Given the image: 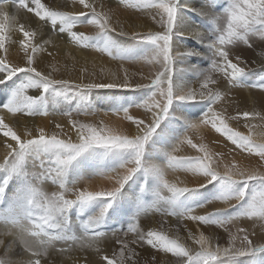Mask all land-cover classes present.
<instances>
[{"label": "snow or ice", "instance_id": "snow-or-ice-1", "mask_svg": "<svg viewBox=\"0 0 264 264\" xmlns=\"http://www.w3.org/2000/svg\"><path fill=\"white\" fill-rule=\"evenodd\" d=\"M79 4L89 11L73 13L53 10L42 0H0V51L9 52L5 46V29L7 27L11 30L15 27L16 16L10 15L9 12V8H13L16 11L23 10L25 13L33 14L44 27L50 25L49 31H54L57 35L66 34L67 40L73 44L83 48H95L99 52L106 53L113 60L122 62L144 60L159 67L147 84L133 85L127 73L122 80L113 74L110 83L75 84L67 79H53L50 73L46 74L35 66L36 53L42 50V45L33 43L37 32L26 30L23 24L19 26L23 36L19 41V50L24 53L23 66L10 63L7 56H0V84L6 83L18 74H26L24 81L10 94L8 100L0 104V109L6 110L7 113H23L26 116L48 115L46 105L49 96H66L68 92H73L79 97L76 111L85 114H95L96 111L85 99L92 89L147 90V95L139 102L104 110L105 114H122L121 121H128L134 126V132L127 130L126 127L109 126L103 121L99 124L75 121L71 119L70 112H64L63 115L69 117V123L75 132V141L71 137L60 138L61 133L58 132L49 135L42 127L38 129L37 136L22 139L9 124L4 122L3 118H0V133L15 142L7 144L5 163L0 164L2 170L0 202L6 199L5 193L9 182L13 179L18 181L12 199L17 218L12 221L10 231L7 230V224L2 226L4 230H0V237L4 235L12 237L8 245L0 239V247L5 249V259L0 260V264H42V258L46 256L49 248L60 241L72 250H75L77 243L81 248L98 245L106 233L96 229L102 227L109 209L124 185L141 172L156 181L155 194L158 201H164L168 205L167 208L161 209L158 203H154L153 206L162 215H174L178 221L187 218L196 222L198 226L216 225L223 228L227 232L226 243L220 244L215 235L210 237L201 232L198 236H194L190 233L189 239L198 246L194 249L180 242L179 237H169L163 230L164 222H161L159 230L152 229L147 232L138 231L133 225L130 230L136 233L137 238L132 240L131 244L118 240L117 243L121 245L119 253L103 256L104 264H128V262L138 264L137 252L131 245H139L140 248L147 245L157 252L171 254L176 258L175 261L165 259L163 264H231L241 257L264 253V172L241 168L235 163L226 166L225 170L220 172L217 170L219 167L217 157L220 154L210 151L204 143H193L187 136L189 130L210 126L215 133L225 137L241 152L258 157L264 162V143H256L253 140L252 129L257 126L246 124L250 131L245 135L226 122L227 120L238 122L240 118L255 119L256 117L264 120V116L259 112L248 111L238 112L235 116H226L215 108L216 102L222 99V93L214 92L209 87L217 83L213 73H221L232 87H248L264 91V76H260L257 82L251 84L242 82V77L246 76L247 71L238 63L232 62L227 50V46L239 43L250 47V38L256 35L264 41V0H228L223 15L213 18L212 23L216 24L215 37L207 44L212 53L211 68L207 72L197 74L202 77L199 90H185L182 83L174 81V75L178 71L176 65L183 64L188 57L198 54L191 49L183 53L174 51L177 38L183 37V32L178 31L181 22L180 12L182 8L187 7L182 5L180 0H131V7L150 17L163 29L131 33L130 39L135 45L144 46L140 50L134 45L121 46L112 39L110 33L116 32V29L112 27L107 12L97 11L88 0H79ZM64 6H67L66 2ZM190 10L194 11V9ZM81 17L86 18L87 24L96 26L98 31L94 36L74 31ZM116 35L129 34L121 28ZM98 36L104 37L102 45L92 43ZM196 36L201 40L204 37L199 32ZM138 51L143 54L137 55ZM237 59L239 60V57ZM145 78L149 79V77ZM29 89H38L39 94L28 95ZM194 102H203L206 109L195 121L185 122L183 135L177 141L188 144L202 155L177 156L170 151L163 153V162L168 169L191 173L198 180L202 179L203 182L199 183L198 187L189 188L170 183L165 178L164 170L160 165L146 160V153L149 141L170 115V109L176 104L188 105ZM133 108L143 109V115L136 117L130 114ZM56 127L62 129L59 124ZM25 135L31 136V132H26ZM95 152L126 154V158L118 167L109 170V173H115L114 176L109 174V179L115 181L114 186L100 191L69 188L67 173L70 167L84 154ZM33 157L34 162L39 161L41 171L30 175L25 170V165L29 158ZM49 180L54 184L58 183L60 189L50 196L37 186L39 182ZM217 180L223 185L232 187L233 190L217 195L214 199L225 202L235 200L236 203L230 205V208L236 211L230 213L229 209L225 208L217 209L207 215H194L195 208L202 207L208 201L195 207H185L180 203L181 197L186 193L196 192L199 188ZM75 182L76 180H73L71 183ZM250 185H253L251 190H249ZM143 190L142 185L141 191ZM162 190H167L169 195L161 196ZM68 192H71L75 198H66L65 194ZM99 201L105 203L96 213L83 221L85 229L92 230L90 235L77 237L70 234L72 226L69 213L73 209L83 211L93 202ZM144 210L141 201L136 215L139 216ZM245 218L253 223L260 221V230L251 226L248 229L240 227L234 233L229 225ZM257 237L259 240L256 239ZM96 251L99 253V247ZM21 253L31 255L26 260L13 259ZM117 255L119 260L115 258Z\"/></svg>", "mask_w": 264, "mask_h": 264}, {"label": "bare ground", "instance_id": "bare-ground-1", "mask_svg": "<svg viewBox=\"0 0 264 264\" xmlns=\"http://www.w3.org/2000/svg\"><path fill=\"white\" fill-rule=\"evenodd\" d=\"M42 2L46 3L49 7H52L53 10L58 11H69L73 13L79 11H89L84 9L83 6L79 4V0H42ZM65 2L67 4L66 7L64 6ZM88 2L93 4L97 11H103L109 14L111 25L116 29V32H119L120 29L123 28V30L129 34L128 36H117L116 32L110 33L112 39L121 46L134 45L135 48L139 50V46H142V48L144 46L135 45V43L130 39L131 33H145L149 30H163L162 27L155 24L150 17L131 7V0H88ZM181 3L182 5L187 6L181 9V22L178 25V31L183 32V37L177 38V44L174 45V51L176 53H183L191 49L195 50L198 54L190 56L191 59H186L183 61V64L176 65L178 71L174 75V81L182 83L185 90H199L202 77H199L197 74L207 72L211 68L212 53L207 47V44L215 37L216 24L212 23V20L217 15L221 16L220 12L223 10V4L220 2V0H182ZM192 5L197 6L194 11L189 10L191 9L190 6ZM9 12L10 15L16 16L15 27L11 30L6 27L5 46L9 49V52L5 53L0 51V56H7L10 63H17L20 64V66H23L22 58L24 57V53L19 50V41L23 39V36L19 31V26L23 24L26 30L37 32L33 43L42 45V50L36 53L35 66L39 70L45 71L46 74L50 73L53 79H67L75 84L110 83L113 80V74L122 80L125 73H127L130 77V83L133 85L137 83L147 84L151 75L154 74L159 67L158 65L148 64L144 60H138L135 62H122L120 60H113L106 53L99 52L95 48H83L79 45L73 44L67 40L66 34L57 35L56 32L49 31L50 25L48 27H44L43 23L31 13H25L23 10L16 11L13 8H9ZM85 19V17H81V20L74 28V31L84 32L86 35L94 36L98 29L96 26L87 24ZM197 32L204 35L202 40L197 38ZM92 43L102 45L104 43V37L98 36L94 39V41H92ZM227 50L229 51V56L232 62L238 63L240 67H244L247 71L246 76L242 77V80L247 81L246 83L251 84L252 82H257L260 76H264V41H261L260 44L255 46V49L250 56L242 55L239 57V60L237 59L238 57L236 54L233 52L232 45L227 46ZM142 54L143 53L140 51L137 52V55ZM213 76L217 79V83L209 85V87L214 92L219 91L222 94H225L226 91H229L230 95L235 96L237 100H245L248 104L247 108L258 107V102L254 103L255 106L252 105V99H257L251 93V90H255V88L239 86L232 87L228 84V81L224 78L223 74L213 73ZM16 77L14 79L8 80L4 84H0L1 90H7V92L4 91L3 93L0 91V104H3L8 100L10 94L24 81L26 74L23 73V75H20L17 78ZM145 77H149V79H146ZM120 90H122V92ZM256 90L261 91L259 89ZM91 92L93 97L86 95L85 99H87L89 104L96 110L95 114H97V117L92 119L91 114H89V117L87 115L83 119L72 118L71 116L72 120L94 124H99L101 121H103L112 127H126L127 130L131 132L135 131V127L130 125L128 121H121L122 114L111 115L105 114L104 111L107 108H116L122 106V95H125V93L128 92L127 90L100 88L92 89ZM27 94L36 96L39 94V90L29 89ZM119 95H121L120 98ZM131 95L133 97L131 100L137 99V94H135V92L131 93ZM78 100L79 97L74 98L75 102ZM246 102H243V104ZM124 103L127 104L125 100ZM64 105L65 104H62L61 102L58 103L56 97L53 99L51 96H49V101L46 105L47 111L49 113L48 115L26 116L23 113L12 114L7 113L6 110L0 109V118H3L4 122L9 124V126L12 127L14 131L17 132V135H19L22 139L33 138L37 136L38 129L42 127L49 135H51L53 132H58L61 133L60 138L68 139L71 137L73 141H75L76 136L72 125L69 123V117L63 115V113L66 111L64 109ZM50 106H53L55 111L57 110L61 116L56 115L57 113H52L51 109L49 110ZM204 106L205 104L203 102H194L192 104H188L187 106L181 107V109L177 108V104L174 105L171 109L173 112L170 113L165 123L161 127L164 129H157V133L154 134L147 145L146 160L160 165L164 170L165 178L170 183L176 184L180 187L186 186L189 188H195L198 186L187 184V181L189 182L187 177L192 176L189 175V173L186 175V173L181 174L180 171H176V173L174 172V176L172 174L173 170H169L163 162V153L171 151V148L177 145L175 141L176 139L173 140V137L177 138L176 134L179 133L180 128L185 125L186 121H195L198 119L204 110ZM231 110L233 109L231 108ZM174 113H176V116L181 119V125L175 124V122L172 123V121L169 120V118L173 119V116L175 115ZM245 121L247 122V120ZM257 123H259V121ZM57 124L61 125L62 129H58L56 127ZM207 128L202 126L201 129L194 130L192 142L196 144L203 143V141H200L199 139L200 136L203 135L202 133L204 131H206L208 135ZM240 129L247 134L250 131V129H247V127L245 130L242 128ZM29 131L31 132V136L26 137L25 134ZM252 131L253 140L257 143H264V129L254 128ZM212 137L213 136H211V138ZM208 142L206 139L204 144L207 145L210 151H218L216 150L218 148H214V143H211L213 144L212 147L211 144L208 145ZM8 143L14 144L15 142L11 141L10 138L3 137L2 133H0V164L5 163V157L8 152ZM188 150L189 152H193L195 155H202V153L196 152V150L192 149L191 147H189ZM176 151L181 156L185 154L184 150H179L177 148ZM224 155L226 156L228 154ZM225 156H222V154L219 156V167L217 170L220 172H223L226 166L229 165V159H227L228 157L226 158ZM231 156L232 158L236 159V162H238L237 166L245 168L243 167V165L246 164L245 161L242 162L238 155L236 156L232 154ZM125 158L126 154H104L101 152L86 153L73 163L72 181L76 180V182H79V184L83 186L82 190L85 188H87L89 191L108 190L115 184L114 179H109V174L114 176L115 173H109V170L118 167V165ZM31 161H33V158L29 159L27 161L28 164L25 165V170L29 174V169L35 166L33 163H31ZM246 169L256 168L253 166L249 167L247 165ZM261 170L262 169H259L258 171L263 172ZM168 173H170V175H168ZM0 175H2V170H0ZM138 175L133 176L132 179H130L124 185L121 193L118 195L116 200L113 202L112 207L109 209L102 227L96 229L106 233V236L101 238L98 245H95L92 248H81L79 243H77L75 245V250L71 249L69 253H64L62 256L57 257V252L55 251L57 247L62 246L63 248H70L65 243L62 245L63 241L55 242L54 246L49 248L46 256L42 258V264H51L49 260L52 258L58 259V261L54 264H104V261L102 260L103 256H112L113 253H119L121 245L117 243L118 240L131 244V241L137 238L136 233L130 230L133 225L137 227L138 231L147 232L148 230L152 229L159 230L161 227V222H164L163 230L169 235V237H179L180 242L194 249L198 246L195 245L191 239H189L190 233L194 236H198L201 232L210 237L215 235L220 244L224 245L226 243L223 229H219L218 231L216 227H211V230H209L205 225L198 226L196 222H193L187 218H184L186 220L183 219L178 221L177 217L174 215H162L161 212L153 206L154 203H158L161 209L167 208L168 205L164 204V201H158V198L152 195L154 188L153 182H155V180L152 177H149L151 181H149V187L145 188L142 192L137 187V183L140 181L139 176H141ZM146 177L147 176H144V178ZM72 181H69L68 186L71 185L72 188H74L73 186L76 185V183L72 184ZM190 182L193 183V181ZM194 183L199 184L201 182L195 178ZM17 186L18 181L15 179L9 182L5 193V196H8V200L6 198L7 202L5 203L4 207L2 206L4 209L0 208V230H4L2 226L7 224V230L10 231L12 221L17 218L12 203L13 194L16 191ZM37 186L41 191L49 196L53 192L60 191L59 185H53L50 181L39 182ZM213 188L214 186L203 187L196 192L186 193L183 197H181L182 199L180 200V203L183 206H185L184 203L196 206V203L200 200L198 198L199 192H201L204 198V196L207 197L206 195H208L210 189ZM8 193L12 195H7ZM147 198H149V201L146 200ZM141 201L143 205H151L150 208H145V210L140 212L139 216H137L136 213ZM3 202H5V200ZM103 203L105 202H93L90 206H88V208L85 209L88 210L86 215L87 218L88 216L96 213L99 208L102 207ZM220 206L221 205H219V207ZM197 212L193 214L197 215ZM80 215L81 212L78 211L72 214V216ZM150 217L152 218V223H150V221L147 222ZM108 221L111 222L112 226V229L110 230L108 229ZM260 223V221L253 223L252 221H249L245 218L243 220L234 222L231 228L234 233L237 228L243 227L248 229L250 226L256 228L259 231ZM88 230L90 231H86L84 234L81 233L84 230H81L79 234L73 230L72 235L77 237L90 235L92 230ZM0 239H3L4 244L8 245L12 237L10 235H4L3 237H0ZM256 239L259 240L258 237ZM97 247L100 249L99 253L96 251ZM131 247L137 252L138 264H163L165 259L171 261H175L176 259L175 257H172L171 254L157 252L147 245H145L143 248H140L139 245H131ZM4 251V247H0V260H2L1 257H5ZM30 255V253H21L18 256H14L13 259L23 258L26 260ZM115 258L119 260L118 255ZM128 264H131V262H128ZM231 264H264V253H258L254 256L241 257L238 260L232 261Z\"/></svg>", "mask_w": 264, "mask_h": 264}, {"label": "rangeland", "instance_id": "rangeland-1", "mask_svg": "<svg viewBox=\"0 0 264 264\" xmlns=\"http://www.w3.org/2000/svg\"><path fill=\"white\" fill-rule=\"evenodd\" d=\"M207 1V0H206ZM182 2V0H180V3ZM220 2H222V4H223V10H224V8L227 6V4H228V1H226V0H220ZM182 4V3H181ZM192 6H194V7H192ZM192 6H190V8L191 9H194L195 10V8H197V6H195V5H192ZM190 10V9H189ZM223 10H221V16L223 15ZM191 11V10H190ZM249 43H250V47L248 46V45H244L243 43H239L238 45H232V47H233V52L236 54V56L237 57H241L242 55H246V56H250L251 54H252V52H253V50L255 49V46H257L258 44H260L261 43V39H260V37H259V35L258 36H256V37H251L250 38V41H249ZM234 46H235V48H234ZM253 46V47H252ZM251 48V49H250ZM138 49L140 50V49H142V46H139L138 47ZM141 52V51H140ZM237 52V53H236ZM244 53V54H243ZM246 53V54H245ZM241 54V55H240ZM239 55V56H238ZM189 59H191L190 57H188ZM187 58V59H188ZM20 75H23V73H21V74H18L17 75V77H19ZM16 76H14L12 79H14ZM16 77V78H17ZM150 82V80L148 81V83ZM242 82H244V83H246L247 81H245V80H242ZM253 83V82H252ZM230 89V88H229ZM228 90V89H227ZM0 91L3 93L4 91L5 92H7V90L6 89H0ZM121 92H122V90H120ZM128 92L127 93H125V95H122V100H123V104H122V106H124L126 103H124V100H125V102H127V103H131V102H139L140 100H142L143 98H144V96H146L147 95V90H137V91H131V90H127ZM126 92V91H125ZM135 92V94H137V99H135V100H131L133 97H132V95H131V93H134ZM251 93L254 95V97L255 98H257V99H252V105L253 106H255V102H258L259 103V105H258V107H253V108H247L248 107V104H247V102L245 101V100H237L236 98H235V96H231L230 95V92L228 91H226V93L225 94H222V99L220 100V101H217L216 102V104H215V108H216V110L217 111H221V112H223V113H225V115L226 116H235L238 112H244V111H248V112H259L260 114H261V116H264V91H257L256 89L255 90H251ZM88 96H90V97H93L92 96V92L91 91H89L88 92V94H87ZM51 96V95H50ZM124 96V97H123ZM226 96V97H225ZM52 97V96H51ZM78 96L75 94V93H73V92H68L67 94H66V96L65 95H61V96H57L56 97V100H57V102L59 103V102H61L62 104H65L64 105V109L66 110H64L65 112H70L71 113V116H72V118H79V119H83V118H85V116H87L88 115V117H89V114H85V113H78L77 111H76V108H77V105H78V103H79V100L77 101V102H75L74 101V98H77ZM89 97V98H90ZM121 97V95H119V98ZM53 99H55V97H52ZM61 100V101H60ZM87 100V99H86ZM66 101V102H65ZM242 101V102H241ZM225 102V103H224ZM243 102H246L245 104H243ZM233 105V106H232ZM177 108H180L181 109V107H183V106H187V105H184V104H177ZM231 108L233 109V110H231ZM51 109V112L52 113H54V114H56V115H58V116H61V114L56 110L55 111V108L53 107V106H50V108H49V110ZM172 109V108H171ZM170 109V113H172L173 112V110H171ZM206 109V105L204 106V110ZM235 109V110H234ZM203 110V111H204ZM226 110V111H225ZM63 111V112H64ZM233 111V112H232ZM140 113V114H139ZM60 114V115H59ZM130 114H132V115H134V116H136V117H140V116H142L143 115V109H136V108H133V109H131L130 110ZM175 115L173 116V119L172 118H169V120L170 121H172V123H174L175 122V124H182V121H181V119L179 118V117H177L176 116V113H174ZM92 115V119H95L96 117H97V114H91ZM167 119V118H166ZM245 120H247V122L245 121ZM251 120H252V122H251ZM256 120V121H255ZM166 121V120H165ZM165 121L164 122H162V124H161V127H162V125L165 123ZM242 121H243V123H242ZM259 121V123H261V124H259V123H257ZM228 124H229V126H231V127H233L234 129H236V130H239V131H241V132H243L245 135H247V133L246 132H244V131H242L240 128H242V129H246V124H250V125H255V126H257V127H255V128H257V129H264V127H259L260 125H264V120H261L260 119V117H256L255 119H245V118H240L239 119V121L237 122L236 120H227L226 121ZM257 123V124H256ZM237 124V125H236ZM245 124V125H244ZM185 125H183L181 128H180V131H179V133H177L176 134V136H177V138H175V137H173V140H175L176 141V144L177 145H175V150H174V147H172L171 148V151L170 152H173V154L174 155H177V156H181V155H179V153L176 151L177 150V148L179 149V150H184V155H182V156H197V155H199V154H193V152H189V147L190 146H188V144H186V143H184V142H178L177 140L180 138V137H182V135H183V132H184V127ZM243 126V127H242ZM160 127V129L161 130H163L164 128H161ZM238 127V128H237ZM159 129V128H158ZM247 129H249V127H247ZM207 130H208V135H207V132L206 131H204L202 134L203 135H201L200 136V141H203V143L204 142H206V139H207V142L209 143H207L208 145H210L211 143H214L215 144V146H214V148L216 147V148H218V149H216V150H218V151H215L214 153H218V154H222V156H225L224 154H228V155H226L225 157L227 158V159H229L228 160V166H230L231 164H233V163H235L236 165H238V162H236V159H234V158H232V154L233 155H238V157L242 160V162L243 161H245V165H243V167H247V165L249 166V167H251V166H253V167H255L256 169H262L261 171H263L264 172V163L263 162H261L260 160H259V158L258 157H255V156H250L249 154H247L246 152H241L239 149H237L234 145H232L230 142H228L227 140H226V138L225 137H223V136H221V135H219V134H217V133H215L214 132V130H212L211 128H210V126L207 128ZM209 134H211V135H209ZM187 136H188V138L189 139H191L192 140V138H193V136H194V130H189L188 131V133H187ZM211 136H213L212 138H211ZM210 137V138H209ZM211 139V140H209V139ZM211 141V142H210ZM214 141V142H213ZM257 143V142H256ZM213 144H211V146H212ZM218 147H217V146ZM213 147V146H212ZM225 148V149H224ZM188 151V152H187ZM220 151H222V152H220ZM224 151V152H223ZM220 152V153H219ZM228 152V153H227ZM189 153V154H188ZM231 154V155H230ZM219 155V156H220ZM217 157V160H218V162H219V159H220V157ZM241 156V157H240ZM82 157V156H81ZM80 157V158H81ZM79 158V159H80ZM221 158H223V157H221ZM232 158V159H231ZM29 159H31V158H29ZM231 160V161H230ZM31 163H33L35 166H33L31 169H29V171H30V174L31 173H39L40 171H41V169L39 168V161H35L34 162V157H33V161H31ZM28 163H26V165H27ZM262 167V168H261ZM170 170V169H169ZM176 173V171H173L172 172V174L175 176V173ZM72 173H73V166H71L70 167V169L68 170V173H67V180H68V182L69 181H72ZM180 173L181 174H183V173H186V175L188 174L187 172H184V171H180ZM136 175H138V173L136 174ZM136 175H134V176H136ZM139 175H141V176H139ZM139 177H140V181L137 183V187L139 188V190H141V186L143 185L144 186V189L145 188H147V187H149V181H150V179H149V177H146V178H144V174L141 172V173H139ZM168 175H170V173H168ZM189 175H192L191 173H189ZM184 176V175H183ZM185 177H187V176H185ZM149 179V180H148ZM187 179L189 180V182L187 181V184H191V185H195V186H198L199 184H195L194 183V180H195V177H193V175L190 177H187ZM186 179V180H187ZM197 179V178H196ZM198 180V179H197ZM50 181V180H49ZM190 181H193V183L192 182H190ZM199 181L202 183L203 181H202V179H199ZM53 185H56L57 186V184L58 183H56V184H54L52 181H50ZM151 182V181H150ZM76 183V185H74L73 187L75 188V189H79V190H82L83 189V186L81 185V184H79V182H75ZM156 183V181L155 182H153V196H156V194H155V190H156V187H157V185L155 184ZM156 185V186H155ZM190 186V185H189ZM211 187V186H214V188L213 189H210V191H209V193H208V195H206L207 197H205L204 196V198H203V195L201 194V192H199V201L196 203V206L197 205H200V204H204L206 201H208V203H206V204H204L202 207H197V208H195V210H194V213H196L197 211V215H207L208 213H212V212H215L217 209H225V208H228L229 209V212L231 213V212H234V211H236V209H231L230 208V205H234L235 203H236V201L235 200H231V201H228V202H225V201H221V200H216V199H214V197H216L217 195H220V194H222V193H224V192H227V191H231V190H233V188L232 187H229V186H226V185H223L219 180H217V181H214V182H212V183H210L209 185L207 184L205 187ZM218 187V188H217ZM253 187V185H250L249 186V190H251V188ZM69 188H72V186L70 185L69 186ZM203 187H201V188H199V189H202ZM198 189V190H199ZM219 189V190H218ZM217 190V191H216ZM145 193H147V192H145ZM201 194V195H200ZM210 194V195H209ZM7 195H12V194H10V193H8ZM66 195V198H69V199H74L75 197L73 196V194L71 193V192H68V193H66L65 194ZM160 195L161 196H168L169 195V193L167 192V190H162L161 192H160ZM8 197V196H7ZM6 197V198H7ZM157 197V196H156ZM182 199V198H181ZM7 200H8V198H7ZM7 200L5 199V202H0V208H2V209H4L3 207H4V205H5V203L7 202ZM147 201H149V198H147L146 199ZM221 201V202H220ZM223 203V204H222ZM225 203V204H224ZM165 204V203H164ZM150 205L151 204H144V206H146V207H144V208H150ZM184 205H185V207H194V206H192V205H189V204H185L184 203ZM219 205H221L220 207H219ZM224 205H227V206H224ZM3 206V207H2ZM134 206H135V204H134ZM137 206H139V205H137ZM136 206V207H137ZM76 211H78V212H81V215L80 216H72V214H74V212H76ZM87 212H88V210H83V211H80V210H77V209H73L70 213H69V217H70V223H71V226H72V232H73V230L75 231V232H77L78 234L81 232V230H84L83 232H81L82 234H84V232H86V231H90V230H88V229H85V227H84V225H83V221L84 220H86L87 219ZM152 218L150 217L148 220H147V222H149L150 221V223H152ZM184 220H186V219H184ZM243 220V219H242ZM145 222V221H144ZM108 224H109V227H108V229L110 230V229H112V226H111V222L110 221H108ZM206 227H207V229H209V230H211V227H216L217 229H218V231H219V229H223V228H220V227H218V226H216V225H205ZM229 227L231 228L232 227V224L231 225H229ZM231 230H232V228H231ZM72 232L70 233V234H72ZM223 233H224V235H225V242H226V239H227V232H225V230L223 229ZM64 244V242L62 243V245ZM60 246V245H59ZM55 251L57 252V254H56V256L57 257H60V256H62L64 253H69L70 251H71V249H67V248H63L62 246H60V247H57L56 249H55ZM2 259H5V257H1ZM50 262H51V264H54V263H56L57 261H58V259H50L49 260Z\"/></svg>", "mask_w": 264, "mask_h": 264}]
</instances>
